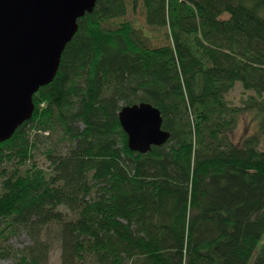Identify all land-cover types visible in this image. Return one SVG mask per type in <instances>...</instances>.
Returning a JSON list of instances; mask_svg holds the SVG:
<instances>
[{"label": "trees", "instance_id": "trees-1", "mask_svg": "<svg viewBox=\"0 0 264 264\" xmlns=\"http://www.w3.org/2000/svg\"><path fill=\"white\" fill-rule=\"evenodd\" d=\"M78 23L0 143V263L264 264V0H97ZM145 102L171 137L141 154L119 115Z\"/></svg>", "mask_w": 264, "mask_h": 264}, {"label": "water", "instance_id": "water-1", "mask_svg": "<svg viewBox=\"0 0 264 264\" xmlns=\"http://www.w3.org/2000/svg\"><path fill=\"white\" fill-rule=\"evenodd\" d=\"M97 0H0V143L32 119L34 95L53 82L63 53ZM129 147L141 154L165 145L171 133L149 103L119 115Z\"/></svg>", "mask_w": 264, "mask_h": 264}, {"label": "rangeland", "instance_id": "rangeland-1", "mask_svg": "<svg viewBox=\"0 0 264 264\" xmlns=\"http://www.w3.org/2000/svg\"><path fill=\"white\" fill-rule=\"evenodd\" d=\"M254 93L252 91H246L241 83H237L235 88L227 95V100L232 106L243 107L245 101L249 99ZM260 122V117L255 111L246 110L239 118V124L237 128L231 133V138L235 143H240L245 137L257 131ZM23 243H27L26 237L21 238ZM14 244L20 246L18 241H14ZM0 264H13L12 261L4 260ZM50 264H61L60 250L56 249L51 255Z\"/></svg>", "mask_w": 264, "mask_h": 264}]
</instances>
